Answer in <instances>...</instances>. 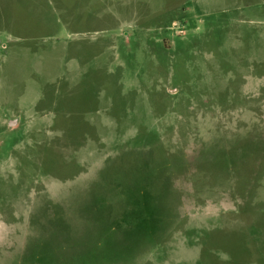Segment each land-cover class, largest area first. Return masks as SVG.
Segmentation results:
<instances>
[{
    "label": "rangeland",
    "instance_id": "1",
    "mask_svg": "<svg viewBox=\"0 0 264 264\" xmlns=\"http://www.w3.org/2000/svg\"><path fill=\"white\" fill-rule=\"evenodd\" d=\"M0 264H264V0H0Z\"/></svg>",
    "mask_w": 264,
    "mask_h": 264
}]
</instances>
